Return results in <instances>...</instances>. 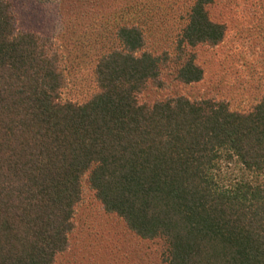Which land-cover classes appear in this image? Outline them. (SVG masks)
I'll return each instance as SVG.
<instances>
[{
  "label": "trees",
  "instance_id": "trees-1",
  "mask_svg": "<svg viewBox=\"0 0 264 264\" xmlns=\"http://www.w3.org/2000/svg\"><path fill=\"white\" fill-rule=\"evenodd\" d=\"M213 1L193 0L180 14L172 56L146 44L142 8L91 30L95 39L75 47L91 58L96 90L76 103L61 97L54 39L62 4L75 0H34L59 21L42 36L17 28L0 0V264L54 263L68 247L82 181L128 232L158 242L159 264H264V181L223 185L216 172L232 159L264 173V94L245 111L208 92L170 94L202 80L198 49L223 39ZM260 17L264 25V9ZM147 90L170 93L141 101Z\"/></svg>",
  "mask_w": 264,
  "mask_h": 264
},
{
  "label": "rangeland",
  "instance_id": "rangeland-1",
  "mask_svg": "<svg viewBox=\"0 0 264 264\" xmlns=\"http://www.w3.org/2000/svg\"><path fill=\"white\" fill-rule=\"evenodd\" d=\"M6 1L18 18L17 28L32 26L41 36L57 32L59 21L51 18L44 5L34 0ZM192 1L106 0L107 3L98 4L97 0H79V3L75 0L71 8L62 4V29L54 38L63 51V72L67 80L61 97L81 103L96 90L91 77V58H86L75 47L76 42L91 43L95 39L90 34L91 30L111 26L117 20H129L128 15L121 14L122 11L139 13L142 8L144 26L149 33L146 44L154 48V53L166 49L172 56L174 38L182 24L179 16ZM58 3L54 6L57 7ZM210 7L214 18L224 23L225 33L217 45L198 49L204 72L202 80L183 86L177 83L171 93L168 90H147L139 98L141 101L152 102L162 95L178 91L188 98L208 92L227 100L231 110L245 111L264 94V25L260 17L264 0H214ZM69 30H73L75 36L67 37ZM216 172L221 178L219 183L223 185L241 178L264 181V173L257 175L246 171L232 159L228 162L221 160ZM72 221L68 247L55 257L53 264H159L158 242L136 238L118 217L102 211L84 181Z\"/></svg>",
  "mask_w": 264,
  "mask_h": 264
}]
</instances>
